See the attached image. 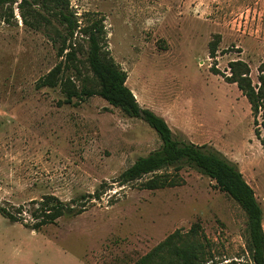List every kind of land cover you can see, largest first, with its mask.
<instances>
[{
  "label": "rangeland",
  "instance_id": "374dc122",
  "mask_svg": "<svg viewBox=\"0 0 264 264\" xmlns=\"http://www.w3.org/2000/svg\"><path fill=\"white\" fill-rule=\"evenodd\" d=\"M69 1L80 27L104 19L107 50L140 106L162 116L176 137L236 164L264 209V153L250 104L236 84L210 72L209 56V42L220 34L217 68L228 73L229 62L241 59L257 81L264 0ZM13 9H0V203L29 209L49 193L63 201L103 193L82 214L39 230L0 214V264H128L195 222L217 261L252 264L245 210L193 166L183 165L178 186H120L126 168L161 147L158 133L99 95L65 103L67 78L78 90L99 88L84 35L76 31V56L64 62L54 28H33L17 3ZM59 63L65 71L58 84L38 88ZM22 217L33 222L26 211Z\"/></svg>",
  "mask_w": 264,
  "mask_h": 264
},
{
  "label": "trees",
  "instance_id": "16d2710c",
  "mask_svg": "<svg viewBox=\"0 0 264 264\" xmlns=\"http://www.w3.org/2000/svg\"><path fill=\"white\" fill-rule=\"evenodd\" d=\"M16 3L24 21L33 28H54L55 35L61 39L58 54L64 56V62L73 60L76 56L72 42L76 31L80 28L81 35H84L87 46L86 59L91 72L99 82V88L84 86L78 90L70 78H67L64 83L65 103L78 105L86 97L99 95L114 107L121 108L128 116L143 119L158 133L162 141L161 147L147 156L139 157L126 168L118 177L120 186L133 182H139L138 187L141 190L178 186L183 184L179 174L183 165L193 166L214 180L220 191L228 194L245 210L248 218L247 251L252 264H264V209L257 199L254 188L236 164L227 160L219 151L176 137L162 116L152 109L140 106L133 91L126 84L128 77L126 71L116 64L107 50L104 19H96L80 27L69 0H0V9L8 5L13 14ZM54 21L57 22L55 26ZM220 40L221 35L215 34L209 42V56L215 62ZM215 62L210 66V72L223 76L228 83L236 84L249 102L254 133L264 153V62L258 67L256 82L252 79L250 65L244 60L230 61L228 73L221 72ZM64 71L63 63H59L40 78L37 87H55L59 75ZM169 168L174 171L169 172ZM104 187H107L106 183L100 185V188ZM102 193L103 191L98 188L93 194L81 195L70 201H63L57 195L49 193L43 195L41 199L32 200L29 209L25 205L0 203V214L11 223H21L31 230H39L55 223L64 215L82 214L88 209L87 203L93 199H100ZM25 211L30 214L33 222L22 217ZM133 264H222V261H217L213 242L203 231L201 223L195 222L188 230L175 229ZM226 264H238V261L232 259Z\"/></svg>",
  "mask_w": 264,
  "mask_h": 264
},
{
  "label": "crops",
  "instance_id": "0c3cea01",
  "mask_svg": "<svg viewBox=\"0 0 264 264\" xmlns=\"http://www.w3.org/2000/svg\"><path fill=\"white\" fill-rule=\"evenodd\" d=\"M150 250H151V249H150ZM146 253H147V252H146ZM146 253H145V254H146ZM145 254H143V255H145ZM143 255H141V256H143ZM141 256H140V257H141ZM138 258H139V257H138ZM138 258H137V259H138ZM137 259H135L134 261H132V262H130V263L128 262V264H133Z\"/></svg>",
  "mask_w": 264,
  "mask_h": 264
}]
</instances>
